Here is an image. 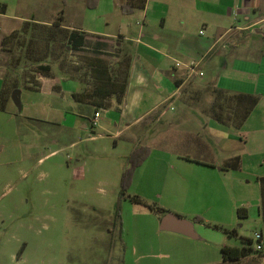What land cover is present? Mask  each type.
I'll return each mask as SVG.
<instances>
[{
	"label": "crops",
	"instance_id": "0c3cea01",
	"mask_svg": "<svg viewBox=\"0 0 264 264\" xmlns=\"http://www.w3.org/2000/svg\"><path fill=\"white\" fill-rule=\"evenodd\" d=\"M127 2L0 0V91L5 81L15 86L19 105L23 92L32 93L28 119L59 132L81 130L84 142L122 141L128 158L143 147L151 150L146 162L156 147H169L167 164L178 171L165 180L179 196L167 206L174 212L213 221L209 214L221 212L216 200L227 199L247 210L236 222L255 215L264 227V0H137L142 8L125 14ZM13 59L21 63L11 67ZM214 88L258 97L240 129L207 110ZM12 93L0 113L17 106ZM234 156L240 168L223 170ZM190 225L193 237L161 229L185 242L183 264H222V246L217 251L201 224ZM219 227L235 231L218 230L222 245L240 248L227 239L240 240L242 225Z\"/></svg>",
	"mask_w": 264,
	"mask_h": 264
},
{
	"label": "rangeland",
	"instance_id": "374dc122",
	"mask_svg": "<svg viewBox=\"0 0 264 264\" xmlns=\"http://www.w3.org/2000/svg\"><path fill=\"white\" fill-rule=\"evenodd\" d=\"M23 93L20 105L0 113V264H183L185 242L157 224L167 213L201 224L198 229L206 231L217 251L226 236L213 230L214 225L241 224L240 238L250 239L253 248L254 233H264L255 215L236 222L239 208L227 199L216 200L221 212L209 214L213 221L169 209L179 197L165 181L178 175L167 164L169 147L153 149L122 183L131 168L126 143L84 142L81 130L59 132L28 119L35 95ZM69 142L75 144L69 148ZM132 197L142 204L133 203ZM227 241L241 247L239 238ZM257 260L258 254L250 252L228 264Z\"/></svg>",
	"mask_w": 264,
	"mask_h": 264
},
{
	"label": "trees",
	"instance_id": "16d2710c",
	"mask_svg": "<svg viewBox=\"0 0 264 264\" xmlns=\"http://www.w3.org/2000/svg\"><path fill=\"white\" fill-rule=\"evenodd\" d=\"M137 0H129L126 4H124L121 8L124 10V8H128V11H123L125 14L128 12H132L133 9L142 8V4L139 5L136 4ZM15 34L11 35L14 36ZM72 36V34L70 35ZM9 38H6L3 41V47L7 44ZM28 62H31L33 64H37L42 62L41 59H32L27 60ZM26 62V61H25ZM19 63H21L20 59H16L11 63L12 66H17ZM38 70L42 73H47L48 70L42 69L40 66L37 67ZM15 89V86L8 85L5 81L3 84V87L0 91V111L5 110L6 103L8 99L11 96L12 91ZM205 91L208 90V87L204 89ZM210 95L213 99V103L211 106L207 107V110L211 113L213 119L217 121L218 123H221L223 125L231 126L234 129L238 130L242 126L243 122L246 120V118L249 116L251 111L254 109V107L258 103V97L248 94H236V95H227L223 91L219 89H211ZM222 96H228L227 99H224ZM224 99V100H223ZM222 101V102H221ZM149 149L147 148H139L133 151L128 158V163L130 169H128L123 177H122V183H126L132 176V171L139 166L148 156ZM241 161L240 157L234 156L227 161H225L222 165L223 170H238L240 168ZM258 183L260 185V212L261 216L264 220V177H261L258 179ZM131 201L133 203L142 204L141 200H139L136 197H132ZM153 208L150 207V210ZM237 216L238 218H245L247 217V210L245 208H239L237 209ZM198 222H201V219H197ZM212 228L221 230L228 236H234L235 231H228L226 229H222L221 227L214 225ZM240 242L243 245L240 248L237 247H228L223 246L221 248V254L223 263L222 264H228V263H234L242 260L245 258L250 252H255L258 254V264H262V252H257L252 247V241L248 238H240Z\"/></svg>",
	"mask_w": 264,
	"mask_h": 264
},
{
	"label": "water",
	"instance_id": "95a60500",
	"mask_svg": "<svg viewBox=\"0 0 264 264\" xmlns=\"http://www.w3.org/2000/svg\"><path fill=\"white\" fill-rule=\"evenodd\" d=\"M18 94H19V91H15L12 93V98L17 104H18V98H17ZM159 226H160V229L162 230L181 233L188 237H193L194 235L191 225L188 221L181 219L179 217H176L175 215L170 214V213H167L162 217Z\"/></svg>",
	"mask_w": 264,
	"mask_h": 264
},
{
	"label": "built area",
	"instance_id": "2783aa9c",
	"mask_svg": "<svg viewBox=\"0 0 264 264\" xmlns=\"http://www.w3.org/2000/svg\"><path fill=\"white\" fill-rule=\"evenodd\" d=\"M190 71H194V65L189 66L188 68ZM199 75H202V73H199ZM99 117V113H95L93 121L91 122V126L95 127L97 125V119ZM254 250L257 252H262L264 248V233L263 232H255L254 233Z\"/></svg>",
	"mask_w": 264,
	"mask_h": 264
}]
</instances>
